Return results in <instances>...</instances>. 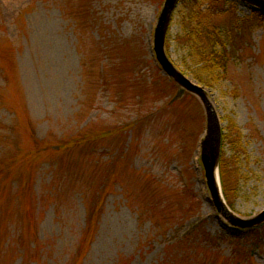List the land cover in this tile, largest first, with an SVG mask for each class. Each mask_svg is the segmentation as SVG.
I'll return each instance as SVG.
<instances>
[{
    "label": "rangeland",
    "instance_id": "374dc122",
    "mask_svg": "<svg viewBox=\"0 0 264 264\" xmlns=\"http://www.w3.org/2000/svg\"><path fill=\"white\" fill-rule=\"evenodd\" d=\"M163 1L0 0V264H264V227L253 245L242 225L264 211V0H181L166 28L164 55L204 90L232 163L215 194L199 159L205 106L168 87L153 56ZM234 21L214 78L182 33ZM28 123L51 150L128 128L97 138L87 162L76 149L32 159ZM112 170L89 239L83 203ZM28 175L29 199L13 198Z\"/></svg>",
    "mask_w": 264,
    "mask_h": 264
},
{
    "label": "trees",
    "instance_id": "16d2710c",
    "mask_svg": "<svg viewBox=\"0 0 264 264\" xmlns=\"http://www.w3.org/2000/svg\"><path fill=\"white\" fill-rule=\"evenodd\" d=\"M196 2L197 0H190L186 2V5L190 7L189 4H194ZM195 14L194 16H198L199 12L196 11ZM246 21L247 20L244 19L240 22V24ZM199 23L201 24V22ZM240 24H237L234 21L229 27L223 26L222 29H218L217 26H214V25L207 26L203 22L202 24L203 26L199 25L196 28H192L191 30L188 29L182 33V35H186V37L189 39V41L186 42L185 44H187L191 48L190 52L194 50L195 54L199 55L200 59H202L203 64L201 65L200 68L213 72L215 74L214 78L215 77L222 78L221 76L224 74V71H225L227 56L228 54L230 53L233 54L235 52L233 51L234 45L231 43L232 39L230 37V30L234 31V33H237V30L240 31ZM197 39L198 41H196ZM218 71H221L223 74H220ZM196 79H199L205 85L208 82L206 80H203V78H200L199 76H197ZM165 81L167 85V80L165 79ZM169 83L170 84L168 87H175L172 84V82H169ZM181 93L182 91L178 92L179 95H181ZM137 122L138 121H132L129 127L134 126V124ZM28 125L29 123L27 124L26 132L27 134L30 135L31 139L33 140L34 146H35L34 150L32 151V154H34L32 159H38V157L41 155L45 156L42 154V152L44 151H48L47 155H49L50 153L52 154L59 153L61 150H64L66 152V150L70 151L71 149H76L78 151L79 156H81V158L87 162H92V158L90 156L91 154H94L95 152L97 138H105L107 136V132L108 133L111 132V134L114 132H117V133H120L121 135L123 134L125 135V133H122V131L127 130L128 128L126 126L127 125L126 123L124 125H121L118 128L114 127L113 130L111 129L107 130V132L98 131V133H89L88 135H85L84 133H77L69 139L65 138L63 140L57 141L56 143H53L56 146L53 148V150H51L52 147L50 145L43 147V148L39 146L40 141H37L34 138V135H33L34 133L32 131V128H29ZM233 128L234 127L232 126V130ZM228 164L232 165L230 160L228 161L224 160L223 152H221L220 159H219V175H220L221 181L225 178L226 168H228ZM8 168L9 166H7L5 162L2 163L0 167V175L3 172H4L3 174H5L8 171ZM228 169L230 170V168ZM3 179L8 180V174H6V176ZM28 179H29V175L27 176V180L23 183V185L19 187V190L13 193V198L21 197V200H22L24 197V199L26 200L29 199L28 197L30 194H28V191H30V189L28 188V186H29V183L31 182ZM113 180L114 179H113V170H112L109 172V177L106 178L105 181L99 185L98 189H94L92 196L90 198H87L85 200V203H83L84 205L83 235L88 237L89 239L93 236L94 228H96L97 226L99 213H100V210L102 209L101 205H102L103 197H105L104 195L106 193L105 189L107 185L111 184ZM3 187H6V186H3ZM227 191L229 192V189ZM227 191L224 190V193H226L225 194L226 201L230 203L229 197L227 195ZM9 197L11 199L12 194H9ZM29 214H32V210L30 209H29ZM30 223L31 221L29 220H28V223L27 222L24 223L26 226H28L27 237L30 235L29 233H31V230L29 229ZM32 226L35 227V224H32ZM263 227H264V223L254 228V233L252 234V236L254 237L253 242H252L253 245L258 244V233L260 234L263 233ZM20 237L23 238L22 234H20Z\"/></svg>",
    "mask_w": 264,
    "mask_h": 264
},
{
    "label": "water",
    "instance_id": "95a60500",
    "mask_svg": "<svg viewBox=\"0 0 264 264\" xmlns=\"http://www.w3.org/2000/svg\"><path fill=\"white\" fill-rule=\"evenodd\" d=\"M177 0H165L162 11L157 21L154 32V49L158 61L160 62L164 71L181 87L185 90L196 94L203 102L207 114V130L206 136L203 141L201 160L204 167L207 183L211 189L212 194H215L213 173L217 175V164L220 148V126L214 112V109L209 102L207 96L204 94L203 89L191 81L184 75L177 71L172 64L167 60L163 53V42L166 28L170 19L172 10L174 9ZM247 1V0H246ZM250 2V1H247ZM252 3V2H251ZM262 4V3H261ZM258 2V5H261ZM221 204V203H220ZM219 208L225 212V207L221 204ZM264 221V211L261 212L251 222L242 223V225H254Z\"/></svg>",
    "mask_w": 264,
    "mask_h": 264
},
{
    "label": "bare ground",
    "instance_id": "6f19581e",
    "mask_svg": "<svg viewBox=\"0 0 264 264\" xmlns=\"http://www.w3.org/2000/svg\"><path fill=\"white\" fill-rule=\"evenodd\" d=\"M196 85V84H195ZM204 92V91H203ZM205 94V93H204ZM213 182L216 185L217 184V175L216 173H213ZM218 185V184H217ZM218 187V186H217Z\"/></svg>",
    "mask_w": 264,
    "mask_h": 264
}]
</instances>
